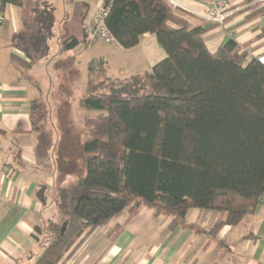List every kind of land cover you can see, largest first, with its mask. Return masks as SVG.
Instances as JSON below:
<instances>
[{
	"label": "trees",
	"instance_id": "trees-1",
	"mask_svg": "<svg viewBox=\"0 0 264 264\" xmlns=\"http://www.w3.org/2000/svg\"><path fill=\"white\" fill-rule=\"evenodd\" d=\"M112 1L107 27L115 42L132 49L152 34L166 57L150 73L126 79L107 77L104 64L90 66L80 105L105 114L87 124L78 178L54 190L59 221L35 228L45 243L33 264H65L126 209L149 206L171 218L170 229L191 209L214 211L223 216L210 231L216 234L261 204L264 65L240 54L234 39L211 52L206 29L165 0ZM83 41L62 45L69 50Z\"/></svg>",
	"mask_w": 264,
	"mask_h": 264
},
{
	"label": "crops",
	"instance_id": "crops-1",
	"mask_svg": "<svg viewBox=\"0 0 264 264\" xmlns=\"http://www.w3.org/2000/svg\"><path fill=\"white\" fill-rule=\"evenodd\" d=\"M14 1L2 3L0 11V263L33 264L44 250L35 228L57 220L54 190L77 171L72 146L64 145L57 131L62 128L54 121V109L64 100L57 90L71 87L79 77L88 82L89 68L96 64L88 54L81 57L90 44L83 41L69 50L62 44L69 38L83 40V27L95 12L89 17V4L82 1L74 16L48 19L42 0ZM190 3L188 10L206 29L211 52L234 39L248 59L264 53V0L250 5L234 0L223 25L203 17L202 1ZM155 37L143 35L132 49L118 44L128 53L130 77L142 68L150 73L166 57ZM99 62L108 63L105 58ZM47 107L55 131L44 128ZM222 218L214 211L191 209L183 225L170 229L171 218L149 206L126 209L95 230L65 264H264V205L237 226L211 234Z\"/></svg>",
	"mask_w": 264,
	"mask_h": 264
},
{
	"label": "rangeland",
	"instance_id": "rangeland-1",
	"mask_svg": "<svg viewBox=\"0 0 264 264\" xmlns=\"http://www.w3.org/2000/svg\"><path fill=\"white\" fill-rule=\"evenodd\" d=\"M85 1L89 4L90 7V14L89 17L94 14L96 11V8L101 3V0H42L40 4L46 5L48 7L47 12L51 15H53V18L56 20H60L62 16H64L65 13H68L70 16H74L75 13L78 11L79 6L81 5V2ZM182 4L185 5L187 8H191L192 3L191 1H202V0H181ZM232 4V8H234V0H229ZM35 5L34 3H32ZM179 15L187 18L191 21L193 27H197L201 25L197 19L193 17L191 12L187 9L183 8H177L175 9ZM156 38V37H155ZM156 40V39H155ZM160 48V47H158ZM161 50V49H160ZM163 50V49H162ZM81 53V57L85 58L88 54L89 58H95V67L100 68L99 61L100 58H105L107 60V64H104V68L107 70L106 76L107 77H113V78H120L124 79L125 77H130L132 73L130 72L132 67L129 65V58L127 56L128 53H126L124 50L120 51L119 45L116 42H113L111 44H106L103 41H96L92 44H90L88 49L83 48ZM165 58H161L157 60L156 63L160 62ZM139 75L146 74L148 70L141 69ZM87 79L86 78H78V81H75V83H72V86H64L60 91L57 90V95L60 97L61 103L59 107L55 108L53 116L55 124L58 128H62V132L58 131V136L61 140L64 141V145L70 144L72 146L71 149V155L75 156V160H73V165H76L77 169H79V172H82V160H79L78 158L81 156V153L79 155L77 154L80 151L81 145L84 143V141L88 138V122L94 123L96 119L102 115L105 114V112L102 111H88L81 107L80 100L84 98L87 94ZM100 93H108V90H102ZM48 109L50 107H47V110H43V116H46L45 125L46 131H55V129H52V123L50 121V118L47 116ZM45 118V117H44ZM47 125V126H46ZM78 155V156H77ZM78 178L75 177H69L67 182L63 183V187H70L73 185L74 181ZM51 201V200H50ZM53 211L57 214V222L59 221L58 213L56 210L55 205H53ZM127 215L126 211L123 213L122 218ZM116 217V216H115ZM163 219V218H162ZM105 233V232H104ZM104 233L102 235H104ZM100 235V236H102ZM45 236H42V243H45ZM99 240V238H98ZM98 240H95L93 244L97 245L99 243ZM106 243V242H105ZM100 248V246H99ZM1 264V263H0Z\"/></svg>",
	"mask_w": 264,
	"mask_h": 264
},
{
	"label": "built area",
	"instance_id": "built-area-1",
	"mask_svg": "<svg viewBox=\"0 0 264 264\" xmlns=\"http://www.w3.org/2000/svg\"><path fill=\"white\" fill-rule=\"evenodd\" d=\"M165 1H167L173 9H177L180 7L188 10V8L182 4L181 0ZM202 2L206 8L203 17L214 25H223L231 13V2L229 0H202ZM112 5V0H101V3L96 8L95 15L92 21L84 25L83 34L87 44H92L96 41H103L106 44L115 42V38L107 27V20L110 16ZM1 8L2 0H0V11ZM1 19L2 18L0 14V22L2 21ZM257 59L264 65V53L258 55ZM6 173L9 174L10 171L7 170ZM260 203L264 205V194L260 198Z\"/></svg>",
	"mask_w": 264,
	"mask_h": 264
}]
</instances>
